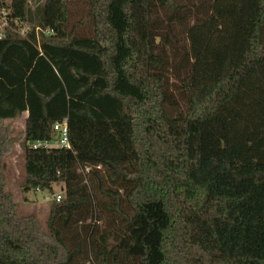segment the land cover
<instances>
[{
    "label": "trees",
    "instance_id": "1",
    "mask_svg": "<svg viewBox=\"0 0 264 264\" xmlns=\"http://www.w3.org/2000/svg\"><path fill=\"white\" fill-rule=\"evenodd\" d=\"M204 1L172 111L173 0H0L29 25L0 38V264H264V0ZM23 112L24 188L63 183L46 233L4 190ZM64 118L70 148L28 144Z\"/></svg>",
    "mask_w": 264,
    "mask_h": 264
},
{
    "label": "rangeland",
    "instance_id": "2",
    "mask_svg": "<svg viewBox=\"0 0 264 264\" xmlns=\"http://www.w3.org/2000/svg\"><path fill=\"white\" fill-rule=\"evenodd\" d=\"M173 3L181 8L161 7L158 4L153 7V20L162 35V42L168 40L166 59L169 68V87L176 101V107L172 111L182 108L181 78L187 68L181 66L183 61L186 63L188 52V40L184 29L188 24L202 20L208 13V2L204 0H173ZM26 28L29 29L28 23ZM26 116L27 112H23L18 118L7 119L2 123L3 133L7 140L4 146L6 153L1 158L4 190L10 194L11 200L15 203L13 220H19L17 223L27 228L28 219L32 218L35 229L46 233L49 207L53 200H56V193H61L60 200L64 197L63 183L52 184V193L46 190L24 188V122Z\"/></svg>",
    "mask_w": 264,
    "mask_h": 264
},
{
    "label": "built area",
    "instance_id": "3",
    "mask_svg": "<svg viewBox=\"0 0 264 264\" xmlns=\"http://www.w3.org/2000/svg\"><path fill=\"white\" fill-rule=\"evenodd\" d=\"M11 22H13L14 25L16 26V32H18L20 36L26 37L27 23L15 17L10 19L9 10L5 7H0V38H3L6 35V29L11 28V24H10ZM47 31L48 33L50 32V30ZM52 130L54 132V136L52 140L45 139V140L29 141L28 144L32 148H40V147L70 148L67 119L64 118L61 121H56L52 126ZM55 196L57 201L61 199V193H56Z\"/></svg>",
    "mask_w": 264,
    "mask_h": 264
}]
</instances>
